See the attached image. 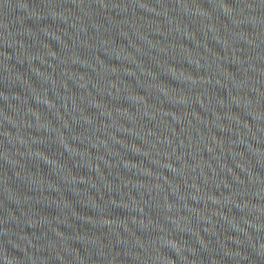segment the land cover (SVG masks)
<instances>
[{
  "label": "water",
  "instance_id": "1",
  "mask_svg": "<svg viewBox=\"0 0 264 264\" xmlns=\"http://www.w3.org/2000/svg\"><path fill=\"white\" fill-rule=\"evenodd\" d=\"M0 247L264 264V0H0Z\"/></svg>",
  "mask_w": 264,
  "mask_h": 264
}]
</instances>
